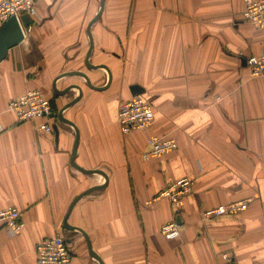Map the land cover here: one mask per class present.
Returning a JSON list of instances; mask_svg holds the SVG:
<instances>
[{"label":"crops","instance_id":"0c3cea01","mask_svg":"<svg viewBox=\"0 0 264 264\" xmlns=\"http://www.w3.org/2000/svg\"><path fill=\"white\" fill-rule=\"evenodd\" d=\"M38 0L22 43L0 62V210L17 207L25 226L0 230V264H36L44 238L63 234L68 264H264V79L245 58L264 53V27L243 20L244 0ZM28 26V27H29ZM24 28V27H23ZM61 77V78H59ZM76 163L107 175L85 174ZM137 86L154 109L147 131L124 134L121 104ZM33 89L51 101L50 118L20 123L9 102ZM49 121L51 132H37ZM57 127V131L55 130ZM178 147L144 157L147 137ZM194 180L177 210L154 197L175 180ZM73 207L85 190L103 185ZM252 198L247 210L205 216L220 205ZM181 220V235L161 227Z\"/></svg>","mask_w":264,"mask_h":264},{"label":"built area","instance_id":"2783aa9c","mask_svg":"<svg viewBox=\"0 0 264 264\" xmlns=\"http://www.w3.org/2000/svg\"><path fill=\"white\" fill-rule=\"evenodd\" d=\"M38 0H0V28L11 17H16L22 25L23 15L29 17L37 13ZM245 9L243 20L256 28L264 27V0H244ZM23 27V25H22ZM31 29V26L26 28ZM23 28L24 36L26 30ZM252 77L264 79V53L249 55L245 58ZM11 111L20 123L37 121L50 118L52 105L50 99L40 90H29L15 98L8 104ZM154 121L152 105L140 94L134 95L130 100L123 102L118 112V123L124 134L138 131H147ZM37 132H51L52 124L49 121L39 123L35 127ZM148 150L144 157L161 156L178 147L175 139L151 135L147 137ZM194 180L182 178L173 181L162 189L154 199H168L179 210L184 198L193 191ZM252 198L234 201L217 206L206 211L205 216H221L236 214L248 209ZM25 226L22 212L17 207H6L0 210V230L6 229L12 235L19 234ZM161 233L167 239L178 238L181 227L174 218L171 222L161 227ZM71 260V249L66 237L56 233L51 237L42 239L36 247V264H68Z\"/></svg>","mask_w":264,"mask_h":264},{"label":"water","instance_id":"95a60500","mask_svg":"<svg viewBox=\"0 0 264 264\" xmlns=\"http://www.w3.org/2000/svg\"><path fill=\"white\" fill-rule=\"evenodd\" d=\"M104 3H105V0H101V3H100V10L98 12V14L96 15V17L90 22L89 26H88V35L90 37V49L88 51V55H87V65L89 68L91 69H105L108 73V81L107 83L102 86V87H97L95 86L90 78L85 75L84 73H81V72H68V73H64L61 77L63 76H70V75H80L82 77L85 78L87 84L89 87L93 88V89H96V90H104L106 89L110 83H111V72L109 70V68L105 65H92L90 63V56L93 52V49H94V42H93V38H92V34H91V27L93 25V23L98 20L102 14V11L104 9ZM22 20H23V27L24 28H27L30 23H31V20L29 18L28 15H23L22 16ZM22 25L20 24V22L18 21V19L16 17H11L9 18L3 25L2 27L0 28V62L6 58L9 50L14 47V46H17L19 45L20 43L23 42L25 36H24V31H23V27ZM59 77V78H61ZM73 88H77L80 92L79 96L74 99L73 101H71L70 103H68L63 109L62 111L59 113L58 115V120L63 122V123H66L68 125H71L73 127H75L74 123H72L71 121L65 119L63 117V113L65 110L71 108L74 104H76L81 96H82V89L79 87V86H71V87H68L67 89L63 90V91H57V93L63 95V94H67L71 91V89ZM133 91L134 93L138 94L141 92V90L139 89V87L137 86H134L133 88ZM76 129V132H77V135H76V141H75V144H74V148H73V152H72V157H71V164L73 167H75L76 169L80 170L81 172L85 173V174H89V175H92V174H99V175H102L104 176V178L106 179V182H107V175L101 171V170H90V169H85L81 166H79L77 163H76V155H77V151H78V142H79V132L77 130V128L75 127ZM55 130L57 131V127H55ZM106 186V183L103 184V185H99V186H94V187H91L87 190H85L84 192H82L80 195H78L71 203L70 207H69V210H68V213H67V216L65 218V221H64V228L66 230H74L75 228L73 227H70L68 225V218H69V215L74 207V205L82 198L84 197L85 195L87 194H90L94 191H98V190H101L103 189L104 187ZM177 222L179 224H181V220L180 218L178 217L177 218ZM76 230H79L81 231L84 236L86 237L87 239V242H88V247H89V251H90V255L92 258H94L96 261H98L100 264H104L103 261L96 255V253L93 251L92 249V245H91V242H90V239L88 237V235L86 234L85 231H83L82 229H76Z\"/></svg>","mask_w":264,"mask_h":264}]
</instances>
